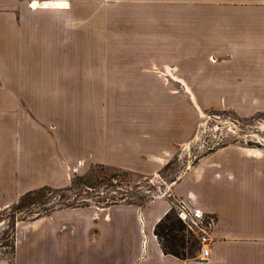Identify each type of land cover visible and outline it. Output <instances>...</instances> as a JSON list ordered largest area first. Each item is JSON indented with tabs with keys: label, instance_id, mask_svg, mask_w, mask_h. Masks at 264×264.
I'll use <instances>...</instances> for the list:
<instances>
[{
	"label": "crops",
	"instance_id": "crops-1",
	"mask_svg": "<svg viewBox=\"0 0 264 264\" xmlns=\"http://www.w3.org/2000/svg\"><path fill=\"white\" fill-rule=\"evenodd\" d=\"M46 1L52 4L39 1L40 6L65 8L58 1ZM172 4L191 6L187 12L156 20L165 31L162 36L172 39V48L165 45L161 50L173 54L165 60L188 68L189 75H199L202 80L194 84L236 85L239 99L264 102V0H174ZM23 5L22 0H0V211L29 191L69 186L72 179L62 177L67 167L60 166L83 160L85 155L83 140L78 138L73 150L66 146L54 151L47 125L52 115L22 103L36 97L22 92ZM211 56L221 63H212ZM155 76L145 81L157 91L156 78L163 76ZM163 113L181 116L180 109ZM171 121L172 131L157 129L142 139L145 148L141 150L150 166L143 172L160 169L176 144H181L180 124L176 122V131ZM131 136H124L121 147L125 158L132 159L128 165L124 162L127 169L137 165ZM91 148L106 164L120 161L110 148L100 159L97 140ZM168 195L214 219L207 261L164 252L155 227L172 206V198L165 194L144 204L58 208L19 222L14 264H264V147L229 143L208 151L172 184ZM22 232L28 235L22 238Z\"/></svg>",
	"mask_w": 264,
	"mask_h": 264
},
{
	"label": "rangeland",
	"instance_id": "rangeland-1",
	"mask_svg": "<svg viewBox=\"0 0 264 264\" xmlns=\"http://www.w3.org/2000/svg\"><path fill=\"white\" fill-rule=\"evenodd\" d=\"M22 1L26 5L20 11L26 50L22 54V92L36 95L22 103L52 115L47 125L54 151L66 146L73 150L77 138L83 140L84 159L60 167H67L63 178L65 174L69 179L85 176L87 185L76 183L65 190L39 188L25 198V208L19 209L22 195L0 211V264H14L18 225L25 221L21 219L45 207L144 204L161 195L169 197L172 184L210 149L229 143L264 147V102L239 99L236 85L194 84L201 79L199 75H189L188 68L165 60L173 54L161 50L165 45L172 48V39L162 36L165 31L156 20L187 12L191 5H173L174 0L165 5L160 3L166 0H52L65 8L57 4L45 8L40 2L45 1L46 6L52 2ZM211 62L221 60L211 56ZM153 75L158 76V87L164 93L154 91L157 87L151 83L148 86L145 80ZM169 108L180 109L181 116H164ZM171 120L175 126L180 124L181 144H176L164 166L147 174L143 170L150 166L141 150L145 148L142 139L147 140L157 129L172 131ZM129 133L131 144L137 147L135 169L123 165L132 160L121 153ZM96 140L100 159L110 148L120 161L110 165L97 159L91 148ZM171 203L177 199L172 198ZM27 235L22 232L21 236Z\"/></svg>",
	"mask_w": 264,
	"mask_h": 264
},
{
	"label": "trees",
	"instance_id": "trees-1",
	"mask_svg": "<svg viewBox=\"0 0 264 264\" xmlns=\"http://www.w3.org/2000/svg\"><path fill=\"white\" fill-rule=\"evenodd\" d=\"M213 149H210L212 151ZM83 183L87 185L85 176H76L72 179L71 184L67 187L55 188L57 190L71 189L73 184ZM51 189V186H44L40 189ZM39 189V190H40ZM37 190L29 191L25 193V197H21V202L19 209L25 208L27 205L24 202L25 198L34 195ZM117 202L108 203V205L116 204ZM88 203L83 204H73V203H61L53 205L51 207H45L42 211H39L35 215H29L27 218L21 220L36 219L49 212L65 207H78L86 206ZM155 234L159 238L162 248L166 254H172L181 259L195 258L197 257V252L200 249V243L198 236L187 226V224L179 217L175 207H172L166 215L157 223L155 227ZM15 251V249H14Z\"/></svg>",
	"mask_w": 264,
	"mask_h": 264
},
{
	"label": "built area",
	"instance_id": "built-area-1",
	"mask_svg": "<svg viewBox=\"0 0 264 264\" xmlns=\"http://www.w3.org/2000/svg\"><path fill=\"white\" fill-rule=\"evenodd\" d=\"M172 207L176 208L179 217L198 236L200 243L198 258L201 261H207L211 252L210 244L212 239L210 230L213 227L214 219L207 216L201 209L190 207L181 199H177V203L172 204Z\"/></svg>",
	"mask_w": 264,
	"mask_h": 264
},
{
	"label": "bare ground",
	"instance_id": "bare-ground-1",
	"mask_svg": "<svg viewBox=\"0 0 264 264\" xmlns=\"http://www.w3.org/2000/svg\"><path fill=\"white\" fill-rule=\"evenodd\" d=\"M38 4H39V2L38 1H35L34 6L37 7Z\"/></svg>",
	"mask_w": 264,
	"mask_h": 264
}]
</instances>
